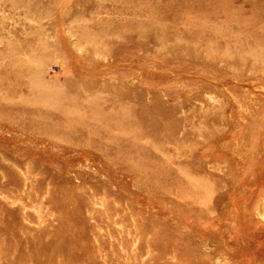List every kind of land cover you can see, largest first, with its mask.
I'll use <instances>...</instances> for the list:
<instances>
[{
    "label": "rangeland",
    "instance_id": "374dc122",
    "mask_svg": "<svg viewBox=\"0 0 264 264\" xmlns=\"http://www.w3.org/2000/svg\"><path fill=\"white\" fill-rule=\"evenodd\" d=\"M263 129L264 0H0V264H264Z\"/></svg>",
    "mask_w": 264,
    "mask_h": 264
},
{
    "label": "bare ground",
    "instance_id": "6f19581e",
    "mask_svg": "<svg viewBox=\"0 0 264 264\" xmlns=\"http://www.w3.org/2000/svg\"><path fill=\"white\" fill-rule=\"evenodd\" d=\"M32 47H33V46H32ZM43 62H44V61H42V59H40V58H36V59H35V64H34V66L32 65L33 69H34V67H36V70L39 71L40 68L43 66ZM34 72H35V71H34ZM39 72H40V71H39ZM35 73L38 75L37 72H35ZM45 97L47 98L48 95H46ZM261 136H263V137H261L260 142H261V145H262V154H264V129L261 130Z\"/></svg>",
    "mask_w": 264,
    "mask_h": 264
}]
</instances>
